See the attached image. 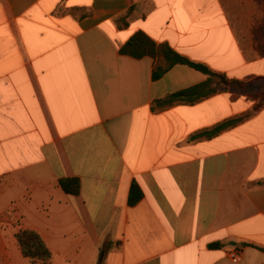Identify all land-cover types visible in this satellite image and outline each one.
<instances>
[{
	"label": "crops",
	"instance_id": "0c3cea01",
	"mask_svg": "<svg viewBox=\"0 0 264 264\" xmlns=\"http://www.w3.org/2000/svg\"><path fill=\"white\" fill-rule=\"evenodd\" d=\"M259 3L0 0V264H31L22 230L51 264H264V109L190 142L254 101L220 92L153 112L206 76L175 66L154 82L151 58L119 53L143 32L248 83L264 76ZM132 183L143 197L130 207Z\"/></svg>",
	"mask_w": 264,
	"mask_h": 264
},
{
	"label": "trees",
	"instance_id": "16d2710c",
	"mask_svg": "<svg viewBox=\"0 0 264 264\" xmlns=\"http://www.w3.org/2000/svg\"><path fill=\"white\" fill-rule=\"evenodd\" d=\"M133 6L130 12L133 10ZM122 27L126 26L125 17L118 19ZM120 55L128 56L135 60L149 57L154 61L151 72L152 81H158L175 66H186L206 76V80L200 84L172 93L162 100L154 101L153 112H162L178 105H193L204 99L210 98L220 92L240 93L250 97L254 101L252 109L236 118L221 122L212 128L196 133L188 141L199 139L211 140L222 132L238 126L264 109V76L244 83L230 80L225 75L211 71L207 66L193 62L175 52L166 44H156L143 32L135 33L119 50ZM261 184V183H259ZM60 188L69 195L76 196L80 192V183L77 179H62ZM143 197L142 191L136 183H132L128 206L137 205ZM20 250L31 264H51V254L41 237L29 230H22L16 235Z\"/></svg>",
	"mask_w": 264,
	"mask_h": 264
},
{
	"label": "built area",
	"instance_id": "2783aa9c",
	"mask_svg": "<svg viewBox=\"0 0 264 264\" xmlns=\"http://www.w3.org/2000/svg\"><path fill=\"white\" fill-rule=\"evenodd\" d=\"M231 261H238L239 260V253L236 251L230 252L228 254Z\"/></svg>",
	"mask_w": 264,
	"mask_h": 264
},
{
	"label": "rangeland",
	"instance_id": "374dc122",
	"mask_svg": "<svg viewBox=\"0 0 264 264\" xmlns=\"http://www.w3.org/2000/svg\"><path fill=\"white\" fill-rule=\"evenodd\" d=\"M259 1H260V3H259L260 4V8L262 9L263 6H264V4H263L264 3V0H259Z\"/></svg>",
	"mask_w": 264,
	"mask_h": 264
}]
</instances>
